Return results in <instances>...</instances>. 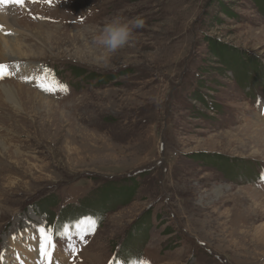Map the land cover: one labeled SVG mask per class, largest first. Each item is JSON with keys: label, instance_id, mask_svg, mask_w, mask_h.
Instances as JSON below:
<instances>
[{"label": "rangeland", "instance_id": "obj_1", "mask_svg": "<svg viewBox=\"0 0 264 264\" xmlns=\"http://www.w3.org/2000/svg\"><path fill=\"white\" fill-rule=\"evenodd\" d=\"M10 8L15 26L0 33V62L22 74L0 83L10 81L24 111L1 87L0 140L18 156L0 153L3 264H21L29 247L37 264L38 229L45 218L55 226L57 213L60 227L85 217L75 213L100 223L72 239L83 248L77 258L57 251L59 264H264V0ZM117 15L144 27L103 62L92 37ZM45 70L67 92L22 79ZM101 195L114 201L103 213ZM49 197L56 208L45 207Z\"/></svg>", "mask_w": 264, "mask_h": 264}, {"label": "snow or ice", "instance_id": "obj_2", "mask_svg": "<svg viewBox=\"0 0 264 264\" xmlns=\"http://www.w3.org/2000/svg\"><path fill=\"white\" fill-rule=\"evenodd\" d=\"M27 0H0V6H16L25 5ZM32 2H37V0H32ZM47 3L51 4L52 0H46ZM3 26H0L2 28ZM18 67V66H17ZM13 73L11 67L7 64L0 63V79H4L11 76ZM50 71L45 70L40 75L34 77H22L25 82H32L35 80L37 82V87L42 91L55 93L56 91L67 92V86L61 84L54 77L49 80ZM264 179V177H262ZM96 226V221L92 217H84L83 219L77 220L73 225L62 226L61 229H53L45 226L39 227L38 231L40 233V245L39 251L42 257L45 258L46 264H55L52 259V252L55 248V239L60 238L68 242L69 249L75 251L74 246L71 244L73 230L80 239L84 236L94 232ZM15 239V237H13ZM2 258V257H0ZM140 264H148L147 261H140Z\"/></svg>", "mask_w": 264, "mask_h": 264}, {"label": "clouds", "instance_id": "obj_3", "mask_svg": "<svg viewBox=\"0 0 264 264\" xmlns=\"http://www.w3.org/2000/svg\"><path fill=\"white\" fill-rule=\"evenodd\" d=\"M144 20L139 17L124 18L115 16L107 20L102 28L92 37V43L100 50L99 60L107 62L110 54L127 46L137 29L144 27Z\"/></svg>", "mask_w": 264, "mask_h": 264}, {"label": "bare ground", "instance_id": "obj_4", "mask_svg": "<svg viewBox=\"0 0 264 264\" xmlns=\"http://www.w3.org/2000/svg\"><path fill=\"white\" fill-rule=\"evenodd\" d=\"M10 13L13 15L12 16V18H11V15H10ZM14 11H12L11 10V8L9 7V6H7V5H5V6H0V26H3L2 27V30H0V33H2L3 32V30L6 28H12L13 26H15V20H14ZM11 18V19H10ZM1 35V34H0ZM3 41L5 42V39H3ZM1 43L0 42V56H2L3 54H4V50L5 49H8L7 47H6V45H5V43ZM10 51H15L13 48H11L10 49ZM0 58H2V57H0ZM0 63H2V62H0ZM9 80L8 81H4V82H1L0 83V92H1V87H2V89H3V93L1 92V95L2 96H4V98L6 99V101L7 102H9L10 104H13V105H15V106H17L18 108H20V106H19V102H20V98H19V95H18V92L15 90V88H13L12 86H10L9 85ZM23 85V84H22ZM22 89H23V87H21ZM32 95L34 96V99H32V98H30L29 97V100H31V103L33 104H35V105H37V107H44V105H43V103L41 102V100L39 99V98H42V96H40L39 94H37V93H34V92H32ZM2 99V98H1ZM35 99H37V100H35ZM1 105V104H0ZM19 111H24L23 110V108H20V110ZM42 113V112H41ZM41 116V115H40ZM39 118V117H38ZM37 118V119H38ZM36 119V120H37ZM44 123V122H43ZM9 125V124H8ZM1 137H3V136H1ZM8 139H11V138H9V136H8V138H5V140L4 141H6V142H8ZM3 140L1 139L0 140V153L1 152H5L4 153V157H5V155H7V156H11V158L13 159L14 158V160L15 161H17V158H18V156H14L13 154H12V152H11V155H9L10 154V150L8 149V147H9V145H8V143H6L7 145H5L4 144V142H2ZM8 146V147H7ZM264 147V146H263ZM10 158V159H11ZM14 161V162H15ZM10 162V161H9ZM13 164V163H12ZM9 173V171H7V174ZM6 174V175H7ZM26 229H28L27 231H29L30 230V228H25V230ZM26 232V231H25ZM17 235V234H16ZM15 235V236H16ZM19 235V234H18ZM28 238V237H27ZM10 243L11 244H16V241H15V239L14 238H10ZM25 247V246H24ZM8 248V247H7ZM28 251V252H27ZM27 251L26 252H23L24 254V256H23V258L25 257V262H24V260H23V258H22V260H20V262H21V264H33V262H34V259H35V257H33L32 256V248H27ZM22 255V254H21ZM31 256H32V258H31ZM5 260V259H4ZM6 263V262H5Z\"/></svg>", "mask_w": 264, "mask_h": 264}, {"label": "trees", "instance_id": "obj_5", "mask_svg": "<svg viewBox=\"0 0 264 264\" xmlns=\"http://www.w3.org/2000/svg\"><path fill=\"white\" fill-rule=\"evenodd\" d=\"M71 74L73 75V77H75V78H78V79H83V78H85V77H83V78H80L79 76H82V75H85V74H83V73H78V74H75V73H73V71H71ZM91 78H94L93 80H95V77H91ZM105 194V193H104ZM103 194V195H104ZM131 195H133V193H132V191H128L127 192V194L125 195V197H124V200L122 199V201H118V202H127L128 201V199H130V197H131ZM108 196L107 195H105V196H102L101 195V197H99L96 201H97V205H95V207L96 208H98V211H101L102 213L103 212H106L105 210L107 209V208H113V205L112 204H114V201L112 200V201H110V200H108ZM45 200H52V202L50 203V204H48V205H45V207L46 208H48L49 206H51V205H53L54 203H55V199H54V197H49V198H47V199H45ZM48 201H46V203H47ZM83 207V204L82 205H80L79 207H71V209L69 210V212H75V211H77V212H79V211H84V208H82ZM64 212H66V211H64ZM63 212V213H64ZM94 213V212H93ZM76 214V213H75ZM75 214H74V216H73V218H71V220H75L76 218H82V217H86V216H88L86 213H81L79 216H77V217H75ZM95 214H97V213H95ZM69 217V216H68ZM60 214H59V216L57 217V220H59V222H58V225H60L61 223L62 224H65L66 223V220H63V221H61L60 219ZM101 219L102 218H98V222H101ZM71 220H69V221H71ZM150 223V222H149ZM57 224L55 223V226H56ZM57 227V229H61L62 227H60V226H56ZM126 240V239H125ZM124 240V241H125ZM123 241V242H124ZM145 241V240H144ZM123 246H125V247H129L130 245H128V244H124ZM124 248V247H123ZM122 251V250H121ZM139 251V250H138ZM137 251V252H138ZM136 252V253H137Z\"/></svg>", "mask_w": 264, "mask_h": 264}]
</instances>
